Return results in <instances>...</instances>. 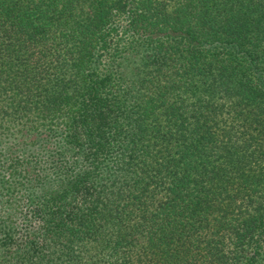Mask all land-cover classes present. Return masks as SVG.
I'll list each match as a JSON object with an SVG mask.
<instances>
[{
	"label": "trees",
	"instance_id": "trees-1",
	"mask_svg": "<svg viewBox=\"0 0 264 264\" xmlns=\"http://www.w3.org/2000/svg\"><path fill=\"white\" fill-rule=\"evenodd\" d=\"M0 264H264V0H0Z\"/></svg>",
	"mask_w": 264,
	"mask_h": 264
}]
</instances>
